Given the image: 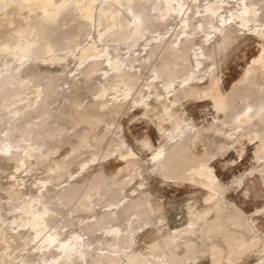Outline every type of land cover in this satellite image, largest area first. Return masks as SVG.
<instances>
[{"label":"bare ground","instance_id":"bare-ground-1","mask_svg":"<svg viewBox=\"0 0 264 264\" xmlns=\"http://www.w3.org/2000/svg\"><path fill=\"white\" fill-rule=\"evenodd\" d=\"M233 2L239 4L240 0H223V3L221 0H196L195 3L193 0H175V3L173 0H0V37L2 34L17 33L12 36L14 42L7 39L0 42V105L14 95H26L10 104L5 103L3 110L6 108L7 112L4 111L5 117H1L0 122H9L13 124V128L19 126L18 132L28 131L29 135L39 132L47 135L55 131L56 121L50 115L44 116L34 127L30 125L25 129L23 126V129L21 123L35 113L44 115L51 101L64 97V93L52 87L53 80L63 76L69 65L67 55L70 52L60 53L63 50L60 47L63 27L70 25L72 21L86 27L92 26L94 33L90 32L88 43L81 48L77 57L80 65L87 63L82 65L77 73L80 78L72 76L70 87L74 88L75 99L76 93L82 89L79 81L89 86L100 70L103 83L96 89L97 95L95 94L96 97L91 103L79 109L71 100L67 105L68 110L58 111V116H65L70 123L85 124L92 129L101 123L104 117L117 116L128 103V97L133 90L138 88L137 96L133 94L132 103L141 106L146 114L152 113L158 118V129L168 138L167 143L158 146L150 157L153 171L163 177L200 185L207 190L203 205H186L188 222L183 227L164 232L160 226L161 222L159 225L152 222L150 226H156L161 240H156L150 245V250L144 254L146 256L137 255L133 249L131 241L134 237L132 238L130 232L134 231V227L129 228V232L114 227L109 230L108 236L115 247L100 248L101 255L93 257L90 255L91 243L86 241L83 235L77 233L67 239L55 225L61 208L51 206V199L57 197V201L62 205L79 198L78 203L75 202V211L93 212L99 202V198L93 199L94 189L107 183L113 188L112 191L107 189L113 198L121 191L123 185H127L125 183L142 176L141 157L128 146L129 144L123 142V146L115 151L125 165L112 177L101 170L90 177L79 175L82 176L81 179H70L60 190L52 185H38L35 194L26 193L21 185L23 183L8 184L10 186L5 189L9 198L6 209L12 208L15 213L13 212L14 215L9 220L3 212L6 209L0 199V264H78L81 258H85L86 264H186L198 254L208 256L211 264H237L248 252H256L259 255L258 264H264V234H260L255 219L250 220L251 217L248 218L243 210L227 203V188L210 163L208 156L211 154L207 155L205 151L206 154L199 156L191 149V145H195L197 140L210 139L206 134L207 131L210 133L211 129L214 134H222L223 138L226 136L232 144L240 143L244 138L253 135L260 142L256 151L257 157L264 158V48L259 55L253 57L244 77L237 81L230 93L223 90L216 61V56L223 54L238 37L239 31L243 29L240 23L243 22L247 31L250 29L257 35L259 30H264V24L259 21L260 10L264 4L260 5L256 0H245L249 14L240 21L237 15L239 11H243L244 5L237 9ZM180 4L185 6L182 15L181 9L177 7ZM197 10L201 15L195 14ZM212 12H217L218 15L212 16ZM15 13L23 16L29 24L26 30L21 31L14 27L17 22L13 15ZM219 16L226 20L231 19L232 23L221 25ZM153 33L156 34L152 35ZM118 43L127 45L126 54L121 52ZM138 46L139 48L135 49ZM133 48L134 51H131ZM53 63L61 65L63 71L57 74L49 70L43 71V65ZM147 70L152 72L151 76L149 75L150 80L142 82ZM42 77L48 79L43 89H36V93H32L34 97H30L32 91L25 93L31 85L36 86V81ZM120 84L123 86V89L120 88L123 97L110 93L113 97L110 99L109 90ZM199 97L212 100L216 110L222 112L225 119L216 118V124L211 122L213 125L209 129L200 126L199 128L192 121L188 122V117L183 116L186 111L181 106L185 100ZM112 99L114 102L110 103ZM239 102L240 105H237ZM1 115L3 114L0 113ZM227 126L232 128L230 132H227ZM118 129V126L108 122L106 130L97 136L93 145L100 148L102 144L110 143L118 134ZM23 136V142L14 140L13 134L0 139V147H10L8 154L0 152V158L15 162L16 172H19L22 166H25L26 171L47 161L48 150L42 148L38 140L26 134ZM74 137L76 144L71 151L90 143L87 133ZM218 140H215V147L221 143ZM217 151L219 154V148ZM77 155L78 153L76 157L73 155L54 161L56 166L51 167L53 173L49 178H63L66 171H70L67 170V165H70L74 158L77 159ZM48 157L50 159V156ZM85 162L88 160L81 163ZM261 167L264 172V163ZM125 170H129L130 174L122 179L119 174ZM262 177L264 179V174ZM143 184L141 181L138 185ZM107 185L104 187L107 188ZM30 186L32 188V185ZM41 190L42 193L37 194ZM28 195L30 196L27 199ZM132 208L140 214L151 216L160 210L154 206L151 194L140 187L132 202L119 210L110 208L105 214L114 216L113 220H116L118 213L123 214ZM101 223V220L96 219L87 222L85 226L94 232ZM49 236L57 239L56 245L49 246L46 242ZM68 241H72V244L66 251L58 250L60 244ZM31 243L33 244L29 247ZM125 243H130L132 249L127 251L125 245L124 250L121 244ZM128 247L130 248V245Z\"/></svg>","mask_w":264,"mask_h":264},{"label":"rangeland","instance_id":"rangeland-1","mask_svg":"<svg viewBox=\"0 0 264 264\" xmlns=\"http://www.w3.org/2000/svg\"><path fill=\"white\" fill-rule=\"evenodd\" d=\"M256 1H258L260 5L264 4V0H256ZM234 4L235 7L238 5L236 3ZM13 15L17 19V22L14 24V27L21 31L26 30L29 24L26 23L23 16H19L16 13ZM259 16H260L259 21L262 22V24H264V6L260 10ZM252 23H250V27H252L251 26ZM170 28L172 27L170 26ZM243 29L239 31L238 37L236 38L235 41H233L230 44L229 47H227L225 52L219 56L218 55L216 56L218 73L222 78L221 79L222 87L225 93H227V91L229 93L232 91L237 81H239L244 77V74L246 73L248 67L250 66L253 57L259 55L264 48V38H262L260 35H257L254 31H251L250 29H248L249 31H247L246 27ZM62 30L64 32L62 35V42H61L62 45L60 47L61 50L62 49L63 50L60 51V53L64 54L70 52L67 55V63L69 65L65 69V73L63 76L55 78L53 80L52 87L57 89L59 92L64 93V97L62 98L60 97L56 101L54 100L55 102L51 101V103L47 105L46 107L47 111L46 113H44V115L41 116L39 113H35L32 116H30V119L25 121L26 123L25 122L21 123L22 127L24 126L25 129L27 128V126L29 127L30 125L31 127H34L35 124H39L42 121L44 116L48 117L50 115L52 116V118L54 117L56 121L54 125L56 126L54 129L55 131L52 130L53 132L52 133L50 132L47 135L44 133L41 134V132H39L40 134L32 133L31 135H29L28 131L18 132V130L20 129L19 126L18 127L14 126L13 128L11 126L13 124L9 122H6L4 120L0 122V139L8 138L9 135L13 134L14 140H20L23 142L25 138L23 134L24 135L26 134L30 136V138H34L35 140H38L42 144V148L48 150L47 161L43 164H40L39 166L38 165L35 166L31 170L27 169L25 171L24 169L25 166H22L20 171L16 172L15 162L13 161L9 162L4 159L1 160L0 158V169H1L0 199L2 200V203H4L3 204V207L5 206L4 209H6V204L9 198L5 189L14 182L16 184L23 183L21 185L24 186V191L26 193L35 194L38 185H46V184H47L46 186L52 185V187H55L57 190H60L62 186L63 187L66 186V184L68 183V181H70V179L73 178L81 179L82 176L79 177V175H84V177L85 176L90 177L91 175L98 173L101 170H104L109 177L110 176L112 177L114 174L117 175L119 168L123 167L125 163L121 160V158H119V156H117V152L115 150L120 148V146H123L122 144H124L123 142H125L126 145L129 144L128 146H131V148H133L141 157V161H143L141 163L142 172H143L142 176H137L132 182L125 183L127 185H123L124 188L122 186V188L120 189L121 191L117 192V194H115L113 198H111L109 195V191H112L111 189L113 188H111L112 186L109 187L107 183L101 184L98 187L99 189L98 188L94 189L92 192L94 194L93 199L99 198V202L95 206L96 209L93 212L75 211V202L77 204L79 198H75L77 200L73 199V201L69 204L61 203L62 205H60V201H57V197H55L56 199L55 198L54 199L52 198L53 200L51 199L52 205L50 202L49 205L51 206L55 205V207L57 206L58 209L61 208V210H59L60 214H58L57 216L58 221L56 219L57 223L56 222L54 223L55 225H57L59 230H62L63 236L66 235L65 237L67 239H70L72 236H74L77 233L83 235L86 241L91 243L90 250H92V252L90 255H92L93 257L95 256L97 257L101 255L102 251H100L101 250L100 248L107 246V248L113 249L115 247L113 246V241L108 236L109 230L114 227H120L123 230L125 229L126 232L127 231L129 232V228L134 227V231L130 232L132 238L134 237V239H132L131 241V244L133 243L132 244L133 249L135 250V253L137 255L146 256L144 254H146L150 250V245L154 243V241L156 242V240H161V234L157 231L156 226H150L152 222L154 221L158 223V225L160 224L159 222H161L160 226L163 227L164 232H166L167 230H173L175 228L183 227L188 222V212H187V208H185L186 205L189 204H195L196 206L203 205V203H205L204 198L207 195V190L201 187L200 185H196L188 182H180L176 179L163 177L160 173L153 171L150 157H152V153L156 150L158 146L167 143L166 141H168V138L166 134H163L158 129L159 128L157 125L159 124L158 118L154 117L152 113L146 114L145 110L142 109L141 106L139 107L137 104L132 103V97L134 96L133 94L136 93L138 94L137 92L138 88L133 90L132 94L128 97V103L122 108L121 112L118 113L117 116L114 115L112 117L111 116L104 117L103 121L99 123L96 127H93L92 129L89 128V126H86L85 124L75 125L72 122L70 123V121L67 118H65V116H58V113L63 109H64L63 111L68 110L67 105L70 104L72 101H74L75 107L79 109H82L86 105L91 103L97 95L96 89L100 87V85H102L103 83V77L101 76L102 70L98 71V74L91 81L89 86L82 83V81H79V86L82 85L80 86L82 87V89L78 91V93H76V98L74 99L73 95L75 91L73 87H70L71 78L73 75H76L77 78H80L81 76L78 75L77 73L87 63V62L83 63L82 64L83 66L80 65V61L77 58L78 53L81 50V48L88 43L90 39L88 36L90 32L94 33V28H92V26L86 27L84 25H79L78 23L72 21L70 25L64 26ZM13 34H17V33L13 32L12 34L11 33H7L4 35L2 34L0 37V42L2 41L4 42L6 39L11 40L10 42H14V38L12 39ZM95 34L97 33L95 32ZM154 34L156 33H153L152 35ZM7 37L8 38L10 37L11 39H8ZM63 44H65V46H63ZM117 46L121 48V52L123 54H126L128 52L127 45L118 43ZM137 48H139V46L135 47V49ZM132 50L134 51V48L131 49V51ZM73 54L76 55L74 56ZM219 58L220 60L218 61ZM138 63L139 62H137V64ZM46 70H49L53 74H57L62 72L63 68L61 65L57 63H53L47 66L43 65V71ZM147 71H146V75H144L142 78V82H146L150 80L149 75L151 76L152 72L150 70ZM44 79H46L47 81ZM46 82H48L47 78L44 77L39 78V81L38 80L36 81L37 85L36 86L31 85V88L28 90L29 92L27 91L25 93H30V91H32L30 97L31 96L34 97L35 95L33 96V94L36 93V89L37 90L39 88L43 89ZM40 83L42 84V86ZM121 86L122 84L117 85L114 89H110L108 94L110 93L112 95L117 94L120 98H122L123 94L120 88L123 89V86L122 87ZM111 94L108 95V97L111 96L110 99L113 98ZM137 94L135 96H137ZM23 96L25 97L26 95L24 93H22L20 96L14 95L13 97L8 98L4 103H2V105H0V107L2 106V111H0V113L3 114L0 116L1 120L2 118L5 117L4 111L7 112L6 108L5 110H3L5 103L10 104L11 102L15 101V99L19 100ZM23 102L25 101H22V103ZM113 102L114 99H112L110 103ZM237 105H240V102ZM181 108L185 109L186 112L184 113L183 116L186 118L188 117L187 118L188 122L192 121L198 127L199 126L201 128L204 127L203 129H209L213 124H216L215 123L217 122L216 118L218 117L221 119H223L224 117L225 119V115L222 112H218L216 110L212 100H205L204 98L201 97L185 100ZM57 116L59 119H57ZM108 122L113 123V126H118L119 132L117 135L114 136L113 140H111L110 143L106 142L102 144L101 147L99 146L100 148H98V146H95L93 144L96 142L97 136L99 134H102L106 130ZM226 129L227 132L228 131L230 132L231 131L230 129L232 128L230 126H227ZM208 132L209 131H207L206 135L209 136L210 139L204 138L201 141L197 140L198 142L196 141L195 145L194 144L191 145L192 151L199 156H202L203 153L206 154V152L208 153L207 155L211 154L210 156H208L210 158V163L214 167L215 172L220 178L222 184L225 186V188H227V192L225 193V196L227 198L226 199L227 203L231 204L232 206L235 205L239 209L243 210L248 218L251 217L250 220L254 218L255 223L259 227L260 234H264V179L262 177L264 172H262V167H261L264 163V158L257 157L256 151H258L257 147H259L258 145H260L259 140L252 135L250 137L244 138L240 143L232 144L230 143V141L226 139V136L225 138H223L224 136H222V134H220V136L219 134H214L212 133L211 129H210V133ZM84 133H87V135L89 136L90 143H88L87 146L80 147V149L78 148L77 150L71 151L74 145L76 144V139L74 136ZM161 134H162V138H161ZM216 135H218L219 138L218 136L216 137ZM117 138H121V139L118 140ZM218 139L220 140L221 143L218 144L217 147H215V145L217 144L215 140L217 141ZM206 140L208 141V143L211 144H208ZM210 140L212 142H209ZM202 141L204 142L202 143ZM222 142L224 143L222 144ZM213 143L214 146H212ZM143 145H145L144 148H142ZM210 145L212 147H210ZM217 148H219V154ZM76 152L79 155V156L77 155L78 158L77 159L74 158V161L71 163L72 165L70 164L67 165L68 167L66 166L67 170H70L71 172L66 171V173L63 175V178L60 177L57 180H53L52 178H49V175L53 173L52 168L56 166L55 163L56 160L60 161L66 157L68 158L70 156L73 157V155L75 156L77 154ZM48 156H50V159H48L49 158ZM51 159H55V160H51ZM83 160H88V162L84 163L86 164L85 167H83L84 164L81 163L83 162ZM20 163L23 164V162ZM259 169L261 170L259 171ZM10 174H12V176ZM129 174L130 171L125 170L119 175L123 179V177H126ZM43 181L45 184H43ZM141 181L144 183L143 186L138 185L141 183ZM239 181L241 182L240 184ZM30 185H32V188ZM104 185H107V188L106 186L104 187ZM137 187L138 188L141 187L143 191H147L151 194V199L154 203V206L160 208V210L156 214H154L153 216L142 213L140 214L133 208L127 210V212L123 214L118 213L119 215L116 216V220L115 218L113 220L114 216H109L105 214L106 210L110 208L114 207L116 208V210H119L123 208L125 205L132 202L134 195L138 191ZM135 188H136V192H134ZM104 192L106 193L108 192V194H105ZM38 193L41 194L42 190L40 192L38 191L37 194ZM29 196L30 195H28L26 198L28 199ZM109 197L111 198L112 202L109 200L110 199ZM3 200H5L6 202ZM7 209H6L7 212L6 210H4L3 212L5 213V216L6 217L8 216L7 218L10 220L15 212L12 211L13 210L12 208L9 210V207H7ZM96 219L101 220L102 222L98 226V228H96L94 232H91L89 229H86L85 226L86 223L93 222ZM161 219L165 221L163 222L161 221ZM32 244L33 243H31L28 246L30 247L32 246ZM131 244L127 243L126 245L125 243L121 245L124 246V250L127 249L128 251L132 249ZM125 245H126V249H125ZM128 245H130V248L128 247ZM93 253L95 255H93ZM196 258H193L194 259L192 260L193 262L191 261V259H189L186 264H211L210 258L208 256H203V255L199 256L198 254ZM84 259L85 258H81L78 264H86ZM258 262H259V255L256 254V252H248L245 254L244 259L238 261L237 264H258ZM102 263H104V261H102Z\"/></svg>","mask_w":264,"mask_h":264},{"label":"snow or ice","instance_id":"snow-or-ice-1","mask_svg":"<svg viewBox=\"0 0 264 264\" xmlns=\"http://www.w3.org/2000/svg\"><path fill=\"white\" fill-rule=\"evenodd\" d=\"M193 2L195 3L196 0H193ZM221 2L223 3V0H221ZM173 3H175V0H173ZM241 5H244L243 11H239L238 15H237V19L240 21H243V19L248 16V9L247 6L245 5V0H240V3L236 6L237 9H239L241 7ZM177 7H179L181 9V15L183 14V8L185 7L183 4L177 5ZM197 16L201 15L200 11H196L195 13ZM212 16H217L218 13L217 12H212L211 13ZM231 15V14H230ZM219 23L221 25L225 24V23H232L231 19L226 20L223 16H219ZM186 26V25H185ZM244 23H240V27L244 28ZM201 30H202V26H201ZM213 31H216V29H213ZM258 34L262 37H264V30H259ZM10 151V147H0V152H3L4 154H8V152ZM37 239H39V235L37 236ZM78 239V238H77ZM49 246H54L57 244V239L55 237L49 236L47 241H46ZM72 244V241H68L67 243H63L59 245V249L60 251H66L69 247V245Z\"/></svg>","mask_w":264,"mask_h":264}]
</instances>
